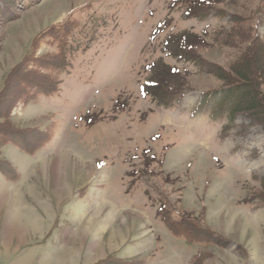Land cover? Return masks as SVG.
I'll return each mask as SVG.
<instances>
[{"label":"rangeland","instance_id":"374dc122","mask_svg":"<svg viewBox=\"0 0 264 264\" xmlns=\"http://www.w3.org/2000/svg\"><path fill=\"white\" fill-rule=\"evenodd\" d=\"M262 1L0 0L16 16L0 17V91L21 60L50 49L33 44L42 30L77 25L57 93L24 101L15 80L1 94L11 125L51 139L33 153L0 145L18 172H0L10 182L0 189V264H193L200 254L204 264H264V81L253 86L262 112L231 120L220 106L252 45L264 49ZM179 32L172 50L209 60V71L167 49ZM27 206L37 223L48 218L31 229ZM162 208L215 233L176 236ZM100 224L107 234L96 235Z\"/></svg>","mask_w":264,"mask_h":264},{"label":"trees","instance_id":"16d2710c","mask_svg":"<svg viewBox=\"0 0 264 264\" xmlns=\"http://www.w3.org/2000/svg\"><path fill=\"white\" fill-rule=\"evenodd\" d=\"M213 1V0H211ZM11 2V1H9ZM12 3V2H11ZM196 4L205 5L203 0L201 2L196 0ZM261 6V7H260ZM260 9L264 8V0L261 2ZM13 8L11 4H8L7 9L3 12H0V17L3 16L8 17L11 16V19L15 18L14 13H9L10 9ZM259 9V10H260ZM223 8H220L218 11L219 15L223 14ZM221 12V13H220ZM257 16H261L259 13ZM258 23L262 22L264 17H257ZM76 23L74 21L67 20L66 22L58 25H52L44 30H42L33 40L34 46L39 45V43L43 42L48 44L49 50L46 53L39 55L37 57L34 56H26L24 60H21L13 69L10 70L8 75L5 77L3 88L0 91V98L2 92L9 85H13L15 80H19L20 84L23 85L22 91L19 94V97H22L24 101H31L32 99H36L39 95H53L58 92L60 87V79L58 74L61 70L65 69L68 66V52H69V41L72 37V33L76 28ZM234 33L236 36H240V31L243 30V27L238 26L234 29ZM233 32V31H232ZM180 33H173L168 36L165 45L168 48L174 46V42L180 38ZM191 32H183V34L188 35ZM55 42V43H54ZM57 46V49L51 50L52 47ZM172 50L171 54L180 59L184 60H200V65H204L209 71L211 63L209 60L204 59L201 56H193L188 54V52L184 51L181 46ZM259 49L252 48L249 49L248 54L251 55L250 59L253 62L252 68L249 66L250 59L244 64L243 71L239 70L235 74L240 78V82H231L226 83L221 88L222 95L224 96V101L220 105L222 107H226L227 110H230L231 120L233 116L238 115L239 113L248 112L253 114L255 110L258 112L261 111V104L256 95V90H254L253 86L255 83L264 81V49L258 47ZM259 52V60L258 65L256 66L255 62V53ZM262 54V55H261ZM162 63V61H161ZM255 65V66H254ZM249 67V69L247 68ZM258 67V68H257ZM160 68V67H159ZM245 68L247 71H245ZM251 68V69H250ZM174 70L173 68H171ZM161 70H157L156 73ZM179 73V72H177ZM171 77L175 76V72H169ZM220 79L227 81L226 77H223V74H216ZM21 79V80H20ZM10 86V87H11ZM165 86L166 89L173 87L170 85ZM170 86V87H169ZM180 90V88H178ZM210 96L214 94V92L208 93ZM13 104L14 98L12 97ZM12 104V106H13ZM12 108V107H11ZM3 112L0 110V145L3 144H13L19 147L22 150H25L28 153H33L38 150L40 147L45 146L47 142L51 139V135L46 133L44 130H33L29 128L24 130L20 129L10 123V109L9 111ZM259 115V113H258ZM254 116V115H253ZM3 117L4 122L1 121ZM263 121V120H262ZM261 121V122H262ZM0 172H2L5 177L9 180H14L18 177V172L16 167L7 159L0 157ZM264 183V179L262 180ZM165 209H160V218L166 224V226L177 236H186V230L192 232L194 235L198 236L201 234H205L206 231L211 233H215L213 230H210L207 226L201 228V224L196 218L191 216V212L184 211L179 219H173L170 214ZM199 226V228H197ZM184 231V232H183ZM196 240V239H195ZM206 257L203 254L196 256L195 260H193V264H204Z\"/></svg>","mask_w":264,"mask_h":264},{"label":"crops","instance_id":"0c3cea01","mask_svg":"<svg viewBox=\"0 0 264 264\" xmlns=\"http://www.w3.org/2000/svg\"><path fill=\"white\" fill-rule=\"evenodd\" d=\"M24 181V180H23ZM22 181V182H23ZM26 181H24V183H22L21 184V181H20V183H18V185H16V186H14L15 187V189L16 188H21L20 186H26ZM5 184H10V182L9 181H7L6 179H1V177H0V189H2V190H4L5 188H8ZM32 196L29 194L27 197L26 196H24V197H22V200H24V202H26V203H28V204H30L31 202H30V198H31ZM45 204V203H44ZM31 205H33V204H31ZM47 205V204H46ZM105 207H106V205H105ZM112 208L113 207H111V208H109V211H111L112 210ZM48 209H51V208H44V210H46V211H48ZM26 213H21L22 214V219H24V220H26L29 224H28V226H30L31 227V229H33L35 226H37L38 224H39V222L42 220L41 218L43 217H45L44 219H47L48 218V216H44V214H43V212L41 213V215L42 216H40L39 215V222L37 223L36 221H35V217L37 218V216L36 215H38L37 213H36V211H35V209H33V208H31V207H29V206H27L26 207ZM108 210V209H107ZM18 211V212H17ZM113 212H114V210H112V212H110L112 215H114L113 214ZM17 213H18V215L20 214V211L17 209L16 211H15V215H16V217H17ZM46 214H48V213H45V215ZM60 219V218H59ZM108 223H110V220L112 219V217L111 216H109L108 217ZM99 220L100 219H98L97 220V224L99 223ZM113 220V219H112ZM33 221L37 224V225H34V224H30V223H33ZM101 224L97 227V229H98V232L96 233V235H100V234H107L108 233V230H109V228L107 229H105V231H104V233H100V230H101ZM31 233H33L32 232V230L29 232V234H31ZM6 249V248H5Z\"/></svg>","mask_w":264,"mask_h":264}]
</instances>
